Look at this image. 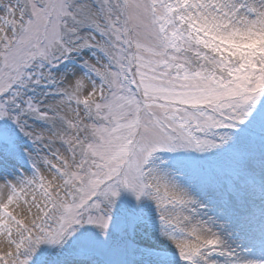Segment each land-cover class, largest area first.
I'll use <instances>...</instances> for the list:
<instances>
[{
	"label": "snow or ice",
	"instance_id": "1",
	"mask_svg": "<svg viewBox=\"0 0 264 264\" xmlns=\"http://www.w3.org/2000/svg\"><path fill=\"white\" fill-rule=\"evenodd\" d=\"M0 264H264V0H0Z\"/></svg>",
	"mask_w": 264,
	"mask_h": 264
}]
</instances>
